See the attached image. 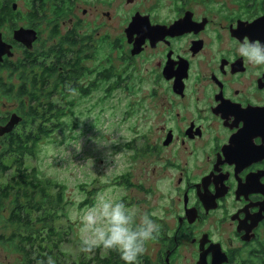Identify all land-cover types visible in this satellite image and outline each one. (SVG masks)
<instances>
[{"label": "flooded vegetation", "instance_id": "obj_1", "mask_svg": "<svg viewBox=\"0 0 264 264\" xmlns=\"http://www.w3.org/2000/svg\"><path fill=\"white\" fill-rule=\"evenodd\" d=\"M245 40L264 44V0H0V95L15 102L0 107V129L21 118L1 147L31 92L48 139L54 111L43 110L60 104L49 94L95 107L131 91L147 122L127 145L145 174L138 204L160 225L138 264H264V64L239 54ZM31 241L15 248L20 264L63 263L64 241ZM88 254L80 264H123L114 250Z\"/></svg>", "mask_w": 264, "mask_h": 264}, {"label": "rangeland", "instance_id": "obj_2", "mask_svg": "<svg viewBox=\"0 0 264 264\" xmlns=\"http://www.w3.org/2000/svg\"><path fill=\"white\" fill-rule=\"evenodd\" d=\"M9 83L12 84L8 82L5 85ZM60 95H56L59 103ZM75 95L71 93L66 99L67 102H75L65 105L67 114L62 119V128L48 139L44 136L38 144L37 154L34 157H27L24 161L25 168L28 171L33 169L37 171L36 174L41 180L58 181L66 187L67 216H58L56 218L59 219L58 223H54V226L61 229L66 237L61 245L62 264H80L89 258L88 253L79 251L78 217L84 208L91 205L87 204L81 208L79 205L84 199L94 203L96 194L104 192L108 197L122 200L126 205L136 209L137 213L149 212L148 209L144 211L145 206L138 204V198L145 199L144 194L136 188L137 184L144 183L143 167L138 158H132V153L127 147L134 139L136 132L142 133L147 124L146 111L135 105V102L141 103L142 100L131 91L120 90L116 97L118 100L106 99L102 106L81 107L78 101L74 100ZM14 103L13 97L6 99L0 95V107L4 113L12 110ZM131 103H134L133 110L129 107ZM27 112L28 110H25L24 118ZM24 118L21 129L26 122ZM5 144L6 141L3 146ZM1 146L2 144H0V150L5 148ZM12 157L6 156L4 159L5 165L12 166V169L5 176L0 174V187L13 184L11 181L16 170L13 168L15 159ZM127 173L131 174L133 187L110 185L115 177ZM16 195V191H13L9 199H0V237H2L0 264H20L22 259V255L15 247L3 241V237H7L16 229V225L11 226L4 221L11 213ZM132 196L136 197L135 204L130 202L133 200ZM38 202L36 200V203ZM147 207L150 209L151 204ZM40 216L43 215L40 214ZM51 225H46L44 233L50 230ZM35 229L38 227L36 226Z\"/></svg>", "mask_w": 264, "mask_h": 264}, {"label": "trees", "instance_id": "obj_3", "mask_svg": "<svg viewBox=\"0 0 264 264\" xmlns=\"http://www.w3.org/2000/svg\"><path fill=\"white\" fill-rule=\"evenodd\" d=\"M61 58L59 61L60 67L64 66V56L61 52ZM55 83H58L63 80L61 73L55 74ZM27 92L20 93V96H26ZM30 103L29 107L25 109L23 106V111L28 110L24 118L23 128L15 135H12V139L6 141V144L3 146L4 149H1L0 154V174L4 176L12 169L5 165V157H11L15 159L14 161V170H16L15 176L12 178V185L0 187V199L5 200L11 197L13 191H16V201L13 203L11 210V218L4 220L7 224L11 226L16 225L14 229L9 234V239L7 240L13 247L20 248L24 252H28L31 249V245L27 250V245L24 241H29V244L32 243V239L36 238H45L49 239V243L57 242L61 243L65 240V235L61 232V229H57L54 226V223H58L59 219H56L55 216L61 214H67L65 212L66 205L68 204L65 198L66 187L64 184L58 181H45L41 180L36 174L37 171L27 170L24 165V161L27 157H34L37 154L38 144L40 140L47 136V126L45 122L40 124L38 119L35 118V109L31 106V101H33L34 94L29 93ZM53 95H48V97L60 95L61 101L63 103V93L55 92ZM54 109L44 108L43 112L45 116L52 114L54 111V132H58L62 128L63 122L62 119L66 116L65 108L61 107L60 104H56ZM64 131V130H63ZM40 198V199H38ZM20 200L24 201L21 202ZM36 200L39 201L36 203ZM44 200V201H43ZM93 203V202H91ZM86 204L85 201L80 203L82 208ZM42 214L43 216H40ZM40 217H39V216ZM42 225L41 227L39 225ZM47 224H52L47 233H44ZM38 229H35V227ZM26 228L30 232L23 234L19 240L23 242L16 243V234L19 229ZM36 230V231H35ZM36 232V233H33ZM34 244V243H33ZM25 245V246H24ZM41 244H38L37 248H42Z\"/></svg>", "mask_w": 264, "mask_h": 264}, {"label": "clouds", "instance_id": "obj_4", "mask_svg": "<svg viewBox=\"0 0 264 264\" xmlns=\"http://www.w3.org/2000/svg\"><path fill=\"white\" fill-rule=\"evenodd\" d=\"M238 52L250 64H264V44L243 41ZM79 251L90 253L97 247L114 250L123 264H138L145 244L155 238L159 223L149 212H139L122 200L98 192L93 204L84 208L78 217ZM40 264H55L47 256Z\"/></svg>", "mask_w": 264, "mask_h": 264}, {"label": "water", "instance_id": "obj_5", "mask_svg": "<svg viewBox=\"0 0 264 264\" xmlns=\"http://www.w3.org/2000/svg\"><path fill=\"white\" fill-rule=\"evenodd\" d=\"M31 40H33V39H31ZM20 121H21V118H19L18 116H13L11 118L9 124L0 129V135H4V134L10 132L15 127V125H17Z\"/></svg>", "mask_w": 264, "mask_h": 264}]
</instances>
